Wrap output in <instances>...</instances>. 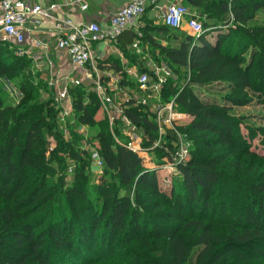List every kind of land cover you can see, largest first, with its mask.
Listing matches in <instances>:
<instances>
[{
    "label": "trees",
    "instance_id": "16d2710c",
    "mask_svg": "<svg viewBox=\"0 0 264 264\" xmlns=\"http://www.w3.org/2000/svg\"><path fill=\"white\" fill-rule=\"evenodd\" d=\"M189 4L210 9L212 22L205 23L203 33L147 25L139 40L158 48L168 67L184 80L179 88L166 81L160 101L175 98L190 122L167 129L164 138L169 144L154 147L160 126L151 106L133 99L123 103L125 115L140 131L143 149L168 157L176 168L170 194L160 189L157 170L146 167L144 158L127 146L129 138L116 139L118 126L113 130L104 113L102 122L95 119L102 111L100 102L84 85L70 88L71 114L79 127H99L95 152L103 173L97 182L90 180L95 152L87 148L88 140L78 145L84 135L70 128L76 157L73 181L67 184L70 167L59 152L69 144L55 93L33 71V61L16 55L10 41L0 38V76L21 77L18 103L10 104L0 88V264L95 260L109 253L116 235L125 243L133 241L130 230L163 239L170 250L168 257L159 258L147 247L136 264H185L197 248L195 264H259L264 255V168L240 160L243 153H256L246 146L245 118L232 108L255 99L264 104V23L250 25L264 10V0ZM227 26L229 31L222 32ZM215 31L219 34L214 43L208 35ZM160 34L170 35L173 43L164 45ZM127 36L132 43L134 35ZM107 65L123 75L125 84L121 65L102 64ZM214 84L226 86L230 93L220 101H204L194 89ZM41 89L48 92L45 100H40ZM178 134L190 143L189 157L183 161L175 159ZM50 137L57 143L51 150Z\"/></svg>",
    "mask_w": 264,
    "mask_h": 264
},
{
    "label": "built area",
    "instance_id": "2783aa9c",
    "mask_svg": "<svg viewBox=\"0 0 264 264\" xmlns=\"http://www.w3.org/2000/svg\"><path fill=\"white\" fill-rule=\"evenodd\" d=\"M90 0H67L64 5L79 7L82 10L88 8ZM160 0H131L115 11L110 23L102 27L95 22H85L82 20L72 21L59 18L55 14V9L60 5L51 4L45 6L42 3H30L27 0H0V33L4 34L15 47L18 56H27L37 65L43 59H50L52 49L59 58H65L68 62V69L65 73L55 71L51 73L47 83L54 91L57 106L60 108V118L71 114L73 105L70 88L72 86H86L90 91L96 93L100 108L108 117L111 128L119 118L125 122V133L129 137L127 146L138 153L143 150L141 138L137 135L138 128L127 118L124 113L125 101L136 100L138 104L151 106L156 114L160 126L161 138L165 134L164 129H175L183 125V121L190 118L189 115L178 110L175 98L168 102L160 101V91L166 83V78L155 68L156 78L151 81V74L148 72L130 71L129 74L135 78L136 87L139 89L137 96L123 92L119 86V78L115 77L106 82L104 76L94 65L96 52L94 44L117 43L120 36L130 27V25L145 15L151 4L159 8ZM162 11V22L172 29H182L184 25L193 35H200L204 31L203 24L196 18L187 17L192 15V11L185 3L171 2L165 7H160ZM50 21L57 31V39L54 46L44 41L40 36L29 40L32 33L31 24L39 25L36 17ZM139 41L134 44L137 47ZM89 81V84H86ZM123 93V103L120 102L119 94ZM152 99L157 102L153 103ZM61 125H63L61 123ZM180 147L176 160L183 161L189 157V144L180 135ZM137 144V145H136ZM160 141L157 140L155 146ZM101 163V161H100Z\"/></svg>",
    "mask_w": 264,
    "mask_h": 264
},
{
    "label": "rangeland",
    "instance_id": "374dc122",
    "mask_svg": "<svg viewBox=\"0 0 264 264\" xmlns=\"http://www.w3.org/2000/svg\"><path fill=\"white\" fill-rule=\"evenodd\" d=\"M206 4H210V2H213L215 0H205ZM171 2L175 3H184L188 5L192 11V15L187 17V21L190 18H196L198 19L205 28V23L207 22L210 24L212 19L209 18V8L208 7H200L196 8L189 4L187 0H171ZM207 4V5H208ZM159 24L163 25L162 22V16L156 17ZM264 23V10L260 11L257 17L250 23L251 26L260 25ZM235 26L234 24H232ZM229 27H225L222 32H228ZM184 32H189L187 27L184 25L182 28ZM219 32L215 31L208 35V38L211 42H216L217 36ZM2 39H5L3 35H0ZM181 39H183V35L180 36ZM163 38V41L168 45L169 43H173L172 37L170 35H159V39ZM11 46L13 47V44L9 42ZM144 47H146V44L144 43ZM149 49H143V52H140L139 54L136 53V58H133L134 56L131 53H128L126 56H128L129 61L136 63L137 66L141 69H147L151 74V81L153 82L156 76L154 75V69H159V72L161 75H163L166 78V81L174 82L177 86L176 88L182 87L184 85V80L181 78H178L177 75L173 73V71L168 67L166 60L164 59L163 55L161 54L160 50L158 48H154L153 46L148 45ZM154 62V63H153ZM154 64V65H153ZM19 75H8V76H0V88L5 93V95L9 99V103H18L21 100V93L18 90L19 87ZM40 78L44 80V82L47 80L40 75ZM195 91L199 94L200 98L204 101H220V98L224 96L225 94H229L230 91L228 88L224 85L220 84H214L212 86L208 87H194ZM136 91H139V89L134 85L132 88V93ZM40 100H45L48 97V92L45 91V89H41L40 91ZM120 102L123 103V97H121ZM157 102L156 99L153 100V103ZM232 112L240 116L242 118H245V124L246 126L243 127V133L246 135L248 144L246 145L247 148L251 151H254L256 153V156H249L245 153L240 155V160L243 162L245 166H255V167H263L264 168V133L262 132V128H264V104L261 103V101H258V99H255L251 104L247 106H234L232 108ZM95 119L98 122H102L104 119L103 111H99ZM191 118L186 119L182 123L187 124L189 123ZM119 122V123H118ZM60 123L63 125L61 126L62 129H64V138L66 142L69 144L67 147H65L61 152H59V156L62 158H67V167L69 168L66 180L67 184H71L73 181V174H72V167L73 162L76 157V149H74V144L72 143V137L69 134V129L71 128L75 132H79L84 135V138L82 139V142L80 141L78 145L84 146V144L88 140V147L92 152H95L97 142L94 139L95 134L99 130V127L97 125L93 126H80L78 125L76 116L73 114L68 116H63L62 120L60 118ZM118 126L120 135L116 136V139L121 142H127V139L129 138L127 134L125 133V122L122 118H119L117 122L115 123L114 127ZM113 127V128H114ZM114 130V129H113ZM160 132V131H159ZM165 134L161 138V134L158 137V140L163 143L164 145L169 144V139L164 138L167 134V129H164L163 133ZM138 137L141 138L140 131L137 130ZM171 140V139H170ZM188 141H186L187 143ZM176 142L174 146V149L176 148ZM189 146L190 143L188 142ZM57 146L56 140L54 137H50L48 140V147L49 149H55ZM86 146V145H85ZM142 146V145H141ZM143 148V147H142ZM140 156L144 158V162L146 167L148 168H155L157 170L158 179H159V187L160 189L170 194L171 188H172V179L177 174V170L174 167L173 163L170 161L168 157H163L160 154H156L152 151L142 150L139 152ZM177 156V155H176ZM162 157V158H161ZM177 157H175L176 159ZM90 168H89V176L90 180L93 182H97L100 178V176L103 173V169L100 163L99 158L96 155V152L94 153V157H92V161L90 160ZM168 222V220H167ZM131 231V235L134 237V240L130 243H125L119 238V235H116L113 237V243L110 246L109 243L106 245L108 246L109 253L99 257L98 259H91L88 261L81 260L76 257V259L70 258L74 264H136V261L138 259V254L140 251H143L145 248L149 247L151 248L157 257H162L164 254L168 257L169 256V247L166 244V242L163 241V239H159L154 236H145V234L141 231ZM200 250V248H197L193 250L188 258V260L185 262V264H195V258L197 252ZM167 262V261H165ZM259 264H264V255L259 256L258 258ZM165 264H169L165 263Z\"/></svg>",
    "mask_w": 264,
    "mask_h": 264
},
{
    "label": "crops",
    "instance_id": "0c3cea01",
    "mask_svg": "<svg viewBox=\"0 0 264 264\" xmlns=\"http://www.w3.org/2000/svg\"><path fill=\"white\" fill-rule=\"evenodd\" d=\"M30 3H42L46 7L51 4H58L60 5L58 8L55 9V14L59 18H65L72 21H78L82 20L85 22H95L100 24L102 27H106L111 20V17L115 11H117L119 8L123 7L127 3H129L131 0H90L88 2V8L86 10H82L79 7L72 8L71 6H66L64 3L67 0H27ZM171 3V0H160L158 3L159 8L156 7V5L151 4L145 15L139 18L138 20L134 21L128 30L126 31L127 34H133L134 39L132 43H129L127 41V34L125 33L123 37H121L117 43H105L100 42L94 44V49L96 52V58L94 65L98 68L99 72L104 76V79L106 82H109L115 77L119 78V86L124 92H129L132 96H137L138 94H141L139 91H134L132 93V86L131 82L135 81V78L130 75L128 72L130 71H138L142 72L143 69L139 68L136 63L130 62L129 57L126 56L128 53H131L136 58V53L143 52V49H149L148 44H146V47H144V43H142L139 38H141L143 34V29L147 25L152 26H163L158 23L157 18L158 16H162V11L160 10V7H165ZM185 3V2H184ZM36 20L39 21V25L36 27L33 26V24L30 25L32 28V33L29 37L30 41L31 39L40 36L44 41L48 42L50 46H54L56 43V37H57V31L53 23L50 21H47L43 19L42 17L37 16ZM157 34L156 32H154ZM0 35H3L5 39L8 40V38L0 33ZM158 35V34H157ZM1 38V37H0ZM139 41V44L137 47H134V44ZM164 45H166L165 42H163ZM118 62L121 65L122 72H124L126 75V83L122 84L123 75H121L119 72H117L116 69L106 66L103 67L102 64H110L112 62ZM154 63V62H153ZM34 64V63H33ZM154 65V64H153ZM68 69V62L65 58H59V56L55 53V48L52 49L50 59H43L35 66L33 65V71L37 74H40L43 76L47 81L49 77L51 76L52 72L55 71H61V73H65ZM146 69V68H145ZM86 84H89V81H86ZM136 86V85H135ZM119 98L123 97V93L119 94ZM154 99H152L153 102Z\"/></svg>",
    "mask_w": 264,
    "mask_h": 264
},
{
    "label": "water",
    "instance_id": "95a60500",
    "mask_svg": "<svg viewBox=\"0 0 264 264\" xmlns=\"http://www.w3.org/2000/svg\"><path fill=\"white\" fill-rule=\"evenodd\" d=\"M188 2H192V0H187Z\"/></svg>",
    "mask_w": 264,
    "mask_h": 264
}]
</instances>
